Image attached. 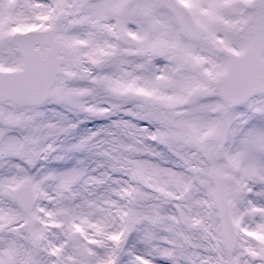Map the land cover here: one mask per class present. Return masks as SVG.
Masks as SVG:
<instances>
[{
	"label": "rangeland",
	"instance_id": "374dc122",
	"mask_svg": "<svg viewBox=\"0 0 264 264\" xmlns=\"http://www.w3.org/2000/svg\"><path fill=\"white\" fill-rule=\"evenodd\" d=\"M178 1L211 40L183 37L160 0H0V69L23 66L19 30L64 43L43 102L0 100V264H264V92L230 105L216 89L226 50L263 35L264 61V0ZM27 179L30 214L14 199Z\"/></svg>",
	"mask_w": 264,
	"mask_h": 264
},
{
	"label": "water",
	"instance_id": "95a60500",
	"mask_svg": "<svg viewBox=\"0 0 264 264\" xmlns=\"http://www.w3.org/2000/svg\"><path fill=\"white\" fill-rule=\"evenodd\" d=\"M174 13L181 33L190 39H199L205 31L193 19L189 11L175 0H161ZM131 43L125 35H121ZM12 41L17 46L24 67L0 69V99L12 103H41L55 81L61 59L58 54L63 43L51 31H27L14 34ZM47 45L42 53L36 46ZM158 54L160 51L158 50ZM228 73L217 82L219 94L231 104H239L251 94L264 91V63L261 58V41H255L243 53L231 52ZM210 178L215 187L216 206L221 224L224 245L231 251L235 245V231L229 213L227 176L212 168ZM15 200L21 210L29 213L35 203V191L30 180L20 183L14 190ZM32 220L27 225L31 226Z\"/></svg>",
	"mask_w": 264,
	"mask_h": 264
}]
</instances>
